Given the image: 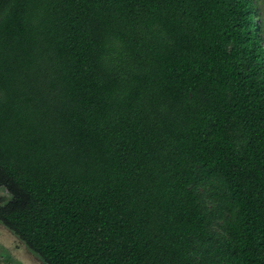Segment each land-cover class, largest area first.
Here are the masks:
<instances>
[{
  "label": "trees",
  "instance_id": "1",
  "mask_svg": "<svg viewBox=\"0 0 264 264\" xmlns=\"http://www.w3.org/2000/svg\"><path fill=\"white\" fill-rule=\"evenodd\" d=\"M0 221L46 264H264L256 0H0Z\"/></svg>",
  "mask_w": 264,
  "mask_h": 264
},
{
  "label": "rangeland",
  "instance_id": "2",
  "mask_svg": "<svg viewBox=\"0 0 264 264\" xmlns=\"http://www.w3.org/2000/svg\"><path fill=\"white\" fill-rule=\"evenodd\" d=\"M257 7L264 19V0H256ZM11 195L0 189V206L6 204ZM6 257V258H5ZM46 264L42 258L33 253L27 245L0 221V264Z\"/></svg>",
  "mask_w": 264,
  "mask_h": 264
},
{
  "label": "flooded vegetation",
  "instance_id": "3",
  "mask_svg": "<svg viewBox=\"0 0 264 264\" xmlns=\"http://www.w3.org/2000/svg\"><path fill=\"white\" fill-rule=\"evenodd\" d=\"M3 224V223H2ZM4 225V224H3ZM5 226V225H4ZM6 227V226H5ZM7 228V227H6ZM8 229V228H7ZM6 258V257H5ZM9 264H21V263H9Z\"/></svg>",
  "mask_w": 264,
  "mask_h": 264
}]
</instances>
